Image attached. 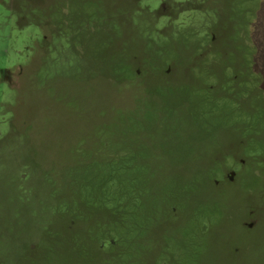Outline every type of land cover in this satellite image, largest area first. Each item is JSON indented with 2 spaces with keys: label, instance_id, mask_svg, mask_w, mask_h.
<instances>
[{
  "label": "rangeland",
  "instance_id": "obj_1",
  "mask_svg": "<svg viewBox=\"0 0 264 264\" xmlns=\"http://www.w3.org/2000/svg\"><path fill=\"white\" fill-rule=\"evenodd\" d=\"M115 197L130 264H264V0H0V264Z\"/></svg>",
  "mask_w": 264,
  "mask_h": 264
},
{
  "label": "trees",
  "instance_id": "obj_2",
  "mask_svg": "<svg viewBox=\"0 0 264 264\" xmlns=\"http://www.w3.org/2000/svg\"><path fill=\"white\" fill-rule=\"evenodd\" d=\"M135 178H131L129 181V189H126V193L128 194V197L125 199L132 200L134 202V205H132L130 210H135L136 206H138L141 202V195L143 191V186L135 182ZM109 182L110 185L113 188V191H116V193H122L123 189L120 187L117 188V183L114 182L113 179L110 178L109 175ZM102 193V192H101ZM119 194V196H121ZM118 197V196H117ZM122 197V196H121ZM116 198V197H115ZM124 198V197H122ZM122 198H116L113 200L112 204L109 205V219L107 220H99L96 224H92L91 227H79L76 230L74 227L76 226L77 219L78 218H86L88 216V213L90 214V211H87L88 209L82 208L80 206L77 207V209L72 210V208H69V204L67 203L66 208L64 211H67V215H61L64 217V221L61 222L60 224H57V221L59 219V214H56L54 216V220L50 224V228L44 230L43 232V241L44 243L40 244L39 247L35 251L31 252H26L23 251V249H20L21 252V261L18 262L19 264H56V261L60 257H67L69 260L65 262L64 264H71L70 260V253L72 251H66L61 249V245L64 244L65 246L68 247H76L75 249L78 252V259H82L83 257H87L90 254H93L92 256L94 257L93 253V245L90 244V241L92 238H94L97 242L100 237L102 238L104 235V241L102 240L99 242V246H97L98 249H102L101 246L103 247V244L106 240L111 239L114 240L115 238V243L112 244L110 241V244L107 249V256L104 259L103 262L112 263V264H130L128 258H125L124 256L126 253L124 252V247H123V239H122V234L118 233V231L114 232L112 227L118 228L124 220H126L128 217L124 219L125 213H124V200ZM59 199H56V203L59 202ZM96 210H102V208H98ZM77 212V213H76ZM98 212V211H97ZM132 212L129 211V214ZM92 214V213H91ZM133 215H130L132 217ZM55 221V224H53ZM110 224V229L105 227V224L108 223ZM61 224H63V230L69 231V234L67 236L61 237L62 230H61ZM109 229V230H107ZM143 229V228H142ZM103 230V231H102ZM136 231L139 233L141 232V228H136ZM97 232H99L97 234ZM102 232V235L100 233ZM42 250V256L38 259L35 258L34 255L36 254L37 251ZM74 251V250H73ZM159 251V248H158ZM19 255V256H20ZM132 259V258H131ZM134 261L133 264H138L137 261L132 259ZM82 264V263H81Z\"/></svg>",
  "mask_w": 264,
  "mask_h": 264
}]
</instances>
